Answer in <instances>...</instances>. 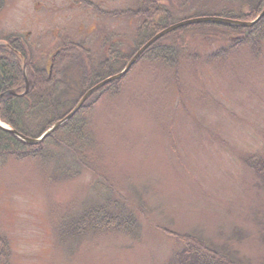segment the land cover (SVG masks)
Wrapping results in <instances>:
<instances>
[{
	"label": "rangeland",
	"instance_id": "obj_1",
	"mask_svg": "<svg viewBox=\"0 0 264 264\" xmlns=\"http://www.w3.org/2000/svg\"><path fill=\"white\" fill-rule=\"evenodd\" d=\"M179 1L187 4L172 13L169 27L227 12L222 8L240 10L235 0ZM79 3L5 0L0 44L19 34L48 68L64 42H83L96 66L101 14ZM114 4L105 1L103 9ZM208 29L187 25L161 38L177 56L141 61L118 95H102L88 115L94 145L84 158L92 169L55 152L48 163L0 165V236L9 244V264H177L182 244L172 234L197 236L243 264H264V185L245 163L264 155V40L214 60L232 37ZM57 161L82 170L64 179ZM113 200L137 211L131 232L60 231L89 208H114Z\"/></svg>",
	"mask_w": 264,
	"mask_h": 264
},
{
	"label": "trees",
	"instance_id": "obj_2",
	"mask_svg": "<svg viewBox=\"0 0 264 264\" xmlns=\"http://www.w3.org/2000/svg\"><path fill=\"white\" fill-rule=\"evenodd\" d=\"M4 8L5 0H0V14ZM219 16L237 18L226 13L219 14ZM209 28L210 33L214 35L232 37L228 47L223 46L210 57L214 60L226 59L237 52L239 48L251 45L253 48L258 41L264 40V19L249 31L243 30L244 28L241 26L215 23H210ZM154 32H150L140 44L153 36ZM4 43L0 44V92L5 93L13 90L22 93L25 91V75L22 59L19 56L23 57L26 62V74L30 89L23 97L10 95L3 97L0 101V119L12 129L31 138H38L53 124L66 117L88 90L106 78L119 73L131 59V54L121 55L118 51V59L123 57V61L119 60L115 64H110L111 58L109 57L95 66V62L90 58V51L83 42L68 41L60 46L53 74L49 79L48 69L38 65L23 36L11 34L4 38ZM135 51L136 49H134ZM172 55L177 56V54L171 53L169 48L158 44L148 50L146 58L144 56L143 59L151 61L162 56L166 59ZM121 81L111 82L101 88L100 92L93 94L69 122L55 131L41 145H29L12 133L0 130V165H4L10 159H33L48 163L53 159L51 153L55 152L66 157L72 155L75 165H83L88 167L87 169H92V166H88L84 158V155L94 145L88 115L91 114L93 107L102 100L103 94L110 93L112 96L119 94ZM51 146L55 149H51ZM90 161L92 162V159ZM58 162L56 164L64 173V179L75 178L82 170L73 172L67 161L62 164ZM245 163L264 185V155L249 156ZM113 203L115 210L110 205L89 208L82 218L75 219L71 223L67 232L62 225H60V231L71 237H79L90 231L112 229L130 230L128 232H131L134 230L139 222L135 208L121 205L125 202L118 203L113 200ZM172 235L182 244L174 256L177 264H243L230 258L229 252L227 254V252L219 251L206 240L197 236ZM9 257L8 241L5 237L0 236V264H9Z\"/></svg>",
	"mask_w": 264,
	"mask_h": 264
},
{
	"label": "flooded vegetation",
	"instance_id": "obj_3",
	"mask_svg": "<svg viewBox=\"0 0 264 264\" xmlns=\"http://www.w3.org/2000/svg\"><path fill=\"white\" fill-rule=\"evenodd\" d=\"M95 1L96 2L93 0H80L78 7L89 6L88 8H92L101 14L96 20V24H98L99 27L98 32L95 34L97 44L99 45L98 51L96 52L102 59L110 57V64H115L119 60H124L123 57L118 59V51L121 55L127 56L124 51L123 44H127L125 46L127 49H133L130 53L132 59L155 35L169 27V23L173 18L172 13L181 11V9L187 4L182 3L179 0H125L123 1L125 3H122V0H112L115 4L108 11L103 8L104 2L109 0ZM189 1L191 5L194 2V0ZM207 2H209V0H207ZM235 2L240 8L239 13L233 14L229 10L222 8V10L227 12H218L214 15L232 13L233 17H237L236 20L242 22H252L264 11V0H235ZM259 23L253 25L252 27H243V30H252L258 26ZM95 26L91 30L90 34L96 30ZM107 26L109 27L107 28ZM153 31H155L154 35L148 38V40H146L143 44H140L144 41L148 34ZM130 33L131 39L129 38ZM27 36L31 35L27 34ZM129 40L131 46H128ZM134 41H136V47L135 44L133 45ZM158 42L159 41L154 43V45H152L148 50L158 45ZM86 47L90 51L91 60L93 62L96 61L97 58L92 49L88 46ZM134 48H136L135 52ZM147 51L140 56L139 60L146 55Z\"/></svg>",
	"mask_w": 264,
	"mask_h": 264
},
{
	"label": "water",
	"instance_id": "obj_4",
	"mask_svg": "<svg viewBox=\"0 0 264 264\" xmlns=\"http://www.w3.org/2000/svg\"><path fill=\"white\" fill-rule=\"evenodd\" d=\"M263 17H264V11L259 15V17L257 19H255L252 22H242L239 20H231V19L219 18V17H203V18H196V19L188 20V21L182 22L180 24H176L174 26H171V27L167 28L166 30L157 34L146 45H144L140 49V51L133 57V59L127 64V66L124 68V70L122 72L103 80L98 85L94 86L92 89H90L88 92H86V94L81 98V100L76 105V107L65 118H63L62 120L55 123L51 128H49L47 131H45L40 137H38V138L27 137V136L17 132L16 130L12 129L7 124L1 122V120H0V130L10 132L13 135H15L17 138H19L21 141H23L29 145H32V146L42 144L57 129H59L65 123L69 122L79 112V110L82 108V106L85 104V102L91 97V95H93L97 90L101 89L102 87L108 85L111 82H115V81L122 79V77H124L130 71V69L136 63V61L142 55V53H144V51L147 50L155 41L162 38L166 34L172 32L178 28L187 26V25L201 24V23H215V24H224V25H231V26L252 27L256 23H258ZM55 57L52 60L53 63L55 61ZM23 67H24L26 91L23 94H19L13 90L5 92V93H0V101L5 96H9V95L10 96H23V95H26L28 93V91H29V80H28L27 75H26L25 62H23ZM52 70H53V65L51 66V73H52Z\"/></svg>",
	"mask_w": 264,
	"mask_h": 264
}]
</instances>
